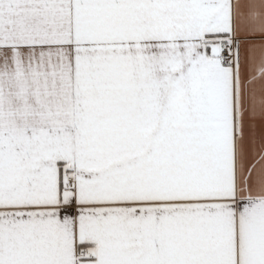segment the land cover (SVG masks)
Segmentation results:
<instances>
[{
  "label": "snow or ice",
  "instance_id": "1",
  "mask_svg": "<svg viewBox=\"0 0 264 264\" xmlns=\"http://www.w3.org/2000/svg\"><path fill=\"white\" fill-rule=\"evenodd\" d=\"M0 264H264V0H0Z\"/></svg>",
  "mask_w": 264,
  "mask_h": 264
}]
</instances>
